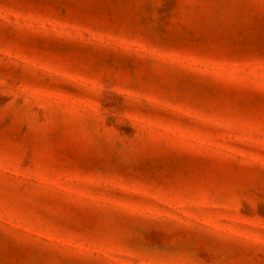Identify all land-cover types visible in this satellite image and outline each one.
<instances>
[{
    "label": "rangeland",
    "instance_id": "374dc122",
    "mask_svg": "<svg viewBox=\"0 0 264 264\" xmlns=\"http://www.w3.org/2000/svg\"><path fill=\"white\" fill-rule=\"evenodd\" d=\"M0 264H264V0H0Z\"/></svg>",
    "mask_w": 264,
    "mask_h": 264
}]
</instances>
